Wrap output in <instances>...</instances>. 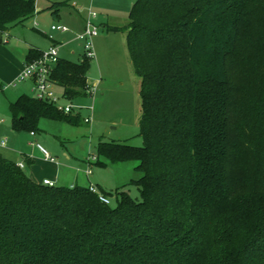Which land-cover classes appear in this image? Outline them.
I'll return each mask as SVG.
<instances>
[{"label": "trees", "instance_id": "16d2710c", "mask_svg": "<svg viewBox=\"0 0 264 264\" xmlns=\"http://www.w3.org/2000/svg\"><path fill=\"white\" fill-rule=\"evenodd\" d=\"M36 3L0 0V31ZM108 29L127 31L143 145L101 138L86 162H135L142 175L113 190L95 184L105 203L90 185L37 182L0 152V264H264V82L242 66L264 32V0H136L127 26ZM42 51L31 47L25 62ZM91 60L59 58L52 79L69 100L87 96ZM10 111L17 131L84 120L26 93Z\"/></svg>", "mask_w": 264, "mask_h": 264}, {"label": "rangeland", "instance_id": "374dc122", "mask_svg": "<svg viewBox=\"0 0 264 264\" xmlns=\"http://www.w3.org/2000/svg\"><path fill=\"white\" fill-rule=\"evenodd\" d=\"M135 2L136 0H83L82 3L77 2V8L64 6L59 15H53L48 9L50 0H37V10L31 17L13 26L8 35L0 31V140L7 141V146H0V152L12 161H22L27 166V174H30L31 165L28 166L23 159L26 154L35 160L39 174L52 171L53 176L58 175V185L63 186L88 185L90 181L93 184L98 181L105 190H113L142 175L134 169L135 162L109 163L106 167L92 165L94 173L87 175L85 172L88 167L86 159L97 154L96 146L101 138L135 146L143 145L139 134L142 112L139 94L141 79L130 58L127 31L106 29L108 25L125 28L129 23V11ZM89 10L97 13L96 22L101 27L99 34L93 38L96 56L91 60L88 73L89 83L98 82V92L94 97L86 96L73 102L93 104L92 121L87 123L83 120L75 126L59 119L43 118L40 121L42 130L35 137H31L30 131L13 129L11 102L22 92L32 93L28 87L30 81L17 86L11 85L19 74H16L17 65L26 57L28 46L34 44L48 48V37L52 36L63 42L58 44L61 57L79 61L84 54V47L78 35L83 32V16H87ZM53 24H64L69 31L65 34L52 31ZM262 41L264 32L262 29L257 30L255 37L246 45L244 56L247 58L242 66L248 74L264 82ZM55 89L62 91L59 85ZM259 90L264 89L260 87ZM259 96L264 100V92L256 94V100ZM61 102L67 103L65 100ZM81 113L85 117L89 111L83 109ZM260 117L264 118L262 111ZM253 118V115L248 114L247 122ZM43 136L48 141L42 144L57 159L58 165L46 161L40 153L35 155L32 139H42ZM127 189L133 197L140 198L137 186L130 185ZM111 204L114 205V201Z\"/></svg>", "mask_w": 264, "mask_h": 264}, {"label": "built area", "instance_id": "2783aa9c", "mask_svg": "<svg viewBox=\"0 0 264 264\" xmlns=\"http://www.w3.org/2000/svg\"><path fill=\"white\" fill-rule=\"evenodd\" d=\"M97 13L95 11L89 10L87 16L85 18V26L83 32L78 35V39L83 41L84 54L87 58H94L96 56L93 38L97 36L100 32V25L96 22ZM52 31H59L61 33H66L69 31V28L64 24H53L51 26ZM50 38H53L50 36ZM59 47L57 44L51 45V47L47 50H43L41 55L38 58H35L31 61H27L24 63L22 70L19 72L15 80L11 83L13 86H17L18 84L30 81L32 85V95L43 101H48L54 104L59 110L64 113L71 112H81L83 109L89 111L87 116L84 117V121L90 123L92 121V113L94 110L93 104L91 105H82L79 103H74L73 100H69L64 92H58L55 89V86L58 85L52 79L53 70L59 61ZM98 92V82L89 83L87 88V96L94 97ZM65 100L67 103H62L61 101ZM34 134V132H32ZM7 141L1 140L0 146H6ZM38 148L42 151L46 159L51 161H56V158L51 155V153L47 150V148L41 143L36 144ZM96 155H92L88 157V161H95ZM18 165L23 168L22 163H18ZM88 167L85 169L87 175L92 174V169L87 162ZM44 184L53 186L55 182L49 179L43 180ZM90 190L95 193H99V197L105 203H110L109 198L105 197L98 189L95 184H90Z\"/></svg>", "mask_w": 264, "mask_h": 264}, {"label": "crops", "instance_id": "0c3cea01", "mask_svg": "<svg viewBox=\"0 0 264 264\" xmlns=\"http://www.w3.org/2000/svg\"><path fill=\"white\" fill-rule=\"evenodd\" d=\"M51 2L52 1H64V0H50ZM70 1V6H72V7H76L77 8V6H78V3L80 2V3H82L83 2V0H69ZM78 2V3H77ZM130 12V11H129ZM85 18H86V16L84 15L83 16V20H84V22H85ZM109 26L110 25H108L107 27H106V29L107 30H109L108 28H109ZM10 32V30L8 31V32H6V33H4V34H7L8 35V33ZM62 34H65V33H62ZM63 39H65V37L63 36ZM48 40H49V45H48V48H43V47H40V46H37V45H34V44H30L29 46H28V50L31 48V47H33V48H37V49H40V50H47V49H49L50 47H51V45H54V44H63V42L62 41H60V40H57V39H55V38H50V36L48 37ZM71 53L72 54H75V51L74 50H71ZM84 53V52H83ZM61 57V56H60ZM80 58H82V56L80 57ZM25 59H26V57L24 58V60L21 62V63H19L18 65H17V70H16V74L17 73H19L21 70H22V68H23V65H24V63H25ZM17 76V75H16ZM28 87L29 88H32V85H31V83H29V85H28ZM31 91H32V89H31ZM62 91H63V88H62ZM61 91V92H62ZM24 93H26V92H22V93H20L18 96H20L21 94H24ZM26 94H28V93H26ZM29 95H32V93L31 94H29ZM18 96H17V98H18ZM16 98V99H17ZM15 99V100H16ZM14 100V101H15ZM13 102V101H12ZM11 126H12V124H11ZM30 135H31V137H35L36 135H37V132H34V134H32V132L30 133ZM2 140V139H1ZM0 140V141H1ZM46 142V141H48V138L46 137V136H43L42 137V139H32V143H33V145H35V149H34V153H35V155H37V153H40L43 157H44V159L46 160V161H50L51 163H53V164H59L58 163V161H57V159H56V161H51V160H49V159H46L45 158V156H44V154L42 153V151L38 148V146L36 145L37 143H41L42 144V142ZM43 145V144H42ZM6 146H7V144H6ZM52 155V154H51ZM24 161H25V163L29 166V165H31V168H30V174H28L33 180H35V181H37V182H43V180L44 179H49V180H52V181H54L55 182V184L56 185H58V183H57V181L59 180V178H58V175L57 174H55L54 176L52 175V171H51V173L50 172H44L43 174H39L38 173V167H36V163H35V160L32 158V156L31 155H25L24 156ZM88 159V158H87ZM86 159V160H87ZM16 163H22V161H15ZM23 164V170L25 171V173H26V168H27V166L26 165H24V163H22ZM94 173V172H93ZM92 173V174H93ZM27 174V173H26ZM98 183L102 186V187H104L103 186V184L102 183H100V182H98V181H96L95 182V184H97L98 185ZM90 184H93V182L92 181H90V183L87 185V186H89ZM73 185H80V184H71L70 186H73Z\"/></svg>", "mask_w": 264, "mask_h": 264}]
</instances>
